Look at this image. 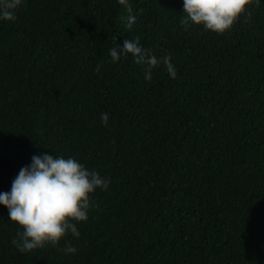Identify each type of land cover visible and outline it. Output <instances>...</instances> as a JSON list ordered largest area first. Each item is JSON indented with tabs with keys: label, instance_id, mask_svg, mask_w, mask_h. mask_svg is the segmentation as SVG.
<instances>
[{
	"label": "trees",
	"instance_id": "1",
	"mask_svg": "<svg viewBox=\"0 0 264 264\" xmlns=\"http://www.w3.org/2000/svg\"><path fill=\"white\" fill-rule=\"evenodd\" d=\"M181 11L22 0L0 20V190L40 152L110 178L79 235L56 245L19 251L0 204V264H264V0L221 33L182 25ZM136 37L176 76L160 64L145 80L130 54L111 60Z\"/></svg>",
	"mask_w": 264,
	"mask_h": 264
},
{
	"label": "clouds",
	"instance_id": "2",
	"mask_svg": "<svg viewBox=\"0 0 264 264\" xmlns=\"http://www.w3.org/2000/svg\"><path fill=\"white\" fill-rule=\"evenodd\" d=\"M22 0H0V20L15 19ZM247 0H182L180 23L200 25L206 30L221 33L230 28L244 10ZM131 19V17L129 18ZM138 37L125 38L108 49L115 62L118 57L131 55L143 66V78H151L152 69L163 64L170 77L176 71L169 54L156 56L151 49L138 43ZM99 65H97L98 70ZM107 124L108 113L99 114ZM110 178L87 168L72 155L53 152L33 154L11 180L7 191L0 190V204L7 209L8 219L19 227L11 244L25 252L45 244L56 245L68 233L78 236L76 222L86 220L90 206L89 194L97 187L106 189ZM61 251L75 253L76 247L66 239Z\"/></svg>",
	"mask_w": 264,
	"mask_h": 264
}]
</instances>
